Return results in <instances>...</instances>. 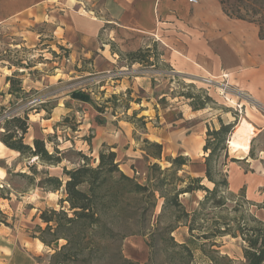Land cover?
I'll use <instances>...</instances> for the list:
<instances>
[{
	"label": "rangeland",
	"instance_id": "obj_1",
	"mask_svg": "<svg viewBox=\"0 0 264 264\" xmlns=\"http://www.w3.org/2000/svg\"><path fill=\"white\" fill-rule=\"evenodd\" d=\"M104 1L87 2V8L93 9L96 17L108 19L105 10H101ZM218 1L231 13L240 11L242 15L252 16L246 12L247 3ZM31 18L16 19L0 26V59L10 68L8 74L15 75L24 88L22 99L3 95L0 137L4 119L27 115L29 128L24 143L32 145L34 139L43 140L55 160L46 163L36 157L17 156L10 157L7 164L0 161L7 175L4 183H0V196L5 200L0 203L8 213L5 224L2 223L8 229L6 234L0 235V264H10L18 256L33 264L50 263L55 247H46L36 238L40 235L38 228L46 227L40 214L46 210H60L65 191L64 187L58 191L43 189L41 183L48 176L65 182L66 171L84 164L95 168L99 153L112 151L106 140L102 144L100 141L112 133L111 130L131 131L144 154L154 151L145 140L162 145L160 160L143 155L142 160L130 167L116 157L121 172L130 174L127 176L143 186H150L161 177L160 171L171 167L170 158L183 154L187 146L185 135L192 128L196 129L206 114L230 111L231 122L236 121L237 125L246 119L239 108L225 107L229 101L224 100V104L222 100L221 103L217 101L215 95L221 84L205 82L186 73H174L178 66L176 51L187 50L190 41V25L179 17L177 21L164 24L159 32L161 40L150 31L133 29L120 21L104 23L99 34L100 44L109 48L115 60L108 70H103L99 63L95 65L94 56L83 58L77 54L78 48H60L53 39V24L41 20L32 23ZM131 52H138L140 58L148 57V63L153 65L132 62L127 56ZM73 92L83 93L87 100L73 98ZM192 103L204 106V110L192 115ZM49 116L54 117V121L45 126L42 119ZM141 117L145 118L144 125L139 121ZM253 120L246 119L251 125ZM236 140L238 138L227 146V158L220 152L214 160L215 167L228 181V189L222 188L216 197L221 196L222 205L214 206L208 201L198 217L195 235L215 225L223 228L225 223L239 220L244 213L264 220V133L252 145L253 158L249 157V152L245 157ZM204 156L203 150L197 148L192 152L191 161L194 165L203 163ZM232 158L242 161L231 162ZM153 163L160 169L150 170ZM177 176L188 182L189 175L184 169ZM184 184L175 182L174 186L181 188ZM203 184L213 188L206 180ZM155 196L153 204L141 196L129 195L119 207L110 210L105 222L115 236L101 241L103 255L93 264H180L178 248L165 239V228L169 225L174 226L171 236L177 244L192 238L189 244L192 258L186 259L189 264H209L213 256L226 257L232 264L245 262L244 243L240 237L218 234L212 241L193 238L186 226L173 223L171 212H161L163 199L158 193ZM204 196L205 192L198 191L180 195L179 201L185 211L192 214L200 211L199 202ZM63 206L67 211L68 205L64 203ZM63 244L65 241L60 240L57 247ZM217 264H225V261Z\"/></svg>",
	"mask_w": 264,
	"mask_h": 264
},
{
	"label": "crops",
	"instance_id": "obj_2",
	"mask_svg": "<svg viewBox=\"0 0 264 264\" xmlns=\"http://www.w3.org/2000/svg\"><path fill=\"white\" fill-rule=\"evenodd\" d=\"M92 1L97 3L99 0H0V26L28 17H32V23L38 20L52 23L53 39L60 48H78L80 51L77 54L83 58L94 56V64L99 63L103 70H108L107 67H111L115 60L109 48L100 44L99 34L104 23L108 25L112 20L120 21L133 29L150 31L161 40L159 32L164 24L181 18L190 25V41L187 50L176 51L178 66L174 73H186L205 82L221 84L215 95L217 101L221 103L222 100L223 104L224 100L229 101L225 107L239 108L247 120L254 119L252 125L244 119L231 137L234 141L238 138V148L247 157L255 139L264 133V123L261 122L264 120V39L259 37L258 26L228 17L218 0H199L196 4H190L188 0H105L101 10H105L108 19L96 17L94 10L87 8V2ZM8 73H11L10 68L4 66V61L0 59V105L4 94L12 97L7 82L12 74ZM208 92L211 95V91ZM202 110L191 109V113L194 115ZM220 120L224 124L231 123L230 111L206 114L201 124L185 135L187 146L181 155L189 158V163L183 168L189 176L204 178V164L194 165L192 152L197 148L203 150L207 126L218 129ZM42 121L46 122L45 126H50L54 117L49 116ZM122 129L124 132L111 130L112 133L104 139L100 138V141L102 144L106 140L119 161L131 167L145 154L137 147L132 132ZM17 156L18 152L0 142V161L7 164L10 157ZM2 166L0 183L7 178L6 169ZM0 201L5 200L0 198ZM0 210L8 217L1 203ZM6 229L7 226L0 223V235L6 234ZM10 264L33 263L18 256Z\"/></svg>",
	"mask_w": 264,
	"mask_h": 264
},
{
	"label": "trees",
	"instance_id": "obj_3",
	"mask_svg": "<svg viewBox=\"0 0 264 264\" xmlns=\"http://www.w3.org/2000/svg\"><path fill=\"white\" fill-rule=\"evenodd\" d=\"M238 1L242 4L247 3L245 6L246 12L252 14V16L242 15L240 11L231 13L223 8V3L220 2L223 12L230 18L256 24L259 28V37L264 39V0ZM127 56L132 62H144L148 66L153 65L148 63V57H138V52H131ZM7 82L10 85L9 94L22 99L24 90L21 87V81L13 75L7 78ZM71 96L82 101L87 100V96L81 92H73ZM187 98L192 99V97ZM206 99L210 100V97L207 96ZM190 106L192 110L204 109V106H195L193 103ZM139 121L144 125L145 118L141 117ZM219 122L218 129L207 126L205 133L203 146V152L205 153L203 162L205 167L204 178L188 176V182H185L177 176V173L189 163L188 157L178 155L168 160L171 167L160 171L161 177L158 178L155 184L143 186L119 170L116 163V154L112 151L100 152L98 165L95 168L84 164L77 169L66 171L67 179L65 182L58 177L48 176L45 178L41 183V188L58 191L64 187L65 191V198L60 200V210L51 209L40 214V220L46 224V227L44 229L38 228L40 235L36 238L46 247H55L49 264H93V261L100 259L103 255L101 241L110 240L115 236L112 229L105 222V217L109 216L110 210L119 207L121 201L129 195L141 196L143 199L155 204V193H158L159 198L163 199L161 212H171L173 223L186 226L191 237L204 241H212L218 234L230 235L234 238L240 237L244 243L243 257L245 262L243 264H264V220L258 219L253 214L245 215L244 213L239 220L235 219L230 224L225 223L223 228L215 225L207 232L193 234L197 233L195 225L201 210L207 205L208 201H211L214 206H221V196L220 198L216 197L222 191V188L228 189L226 176L217 170L214 160L220 152L225 153V158L228 157L226 153L227 146L235 133L237 122L229 124H224L221 120ZM2 128L4 131L0 137V142L6 148L18 152L22 158L36 157L46 163L54 162L55 159L46 150L43 140L34 139L32 145L24 143V136L29 128L27 115L4 119ZM144 142L154 150L152 153L145 151V156L160 160L162 145L148 140ZM251 151L252 149L249 151V157L253 158ZM230 161L239 162L242 160L232 158ZM159 169L156 163L150 166L152 171ZM19 175L23 176L24 174L20 173ZM27 178L29 177L27 176ZM204 180L212 184L213 188H207L203 184ZM175 182L185 184L181 188H176L174 186ZM241 190L243 191L244 188ZM198 191L205 192L204 198L199 202L200 211L190 214L183 208L179 196ZM64 203L68 205L67 211L63 208ZM0 223L5 224V215L1 210ZM173 231V225L167 226L165 228V239L172 246L178 248L182 261L180 264H189L186 259L188 257L192 258V250L189 248V244L193 242L192 238H188L184 244H177L171 236ZM60 240L65 241V244L58 248L57 245ZM222 260L225 261V264H232L230 259L222 256L211 257L209 264H217ZM127 263L135 264L133 262Z\"/></svg>",
	"mask_w": 264,
	"mask_h": 264
},
{
	"label": "built area",
	"instance_id": "obj_4",
	"mask_svg": "<svg viewBox=\"0 0 264 264\" xmlns=\"http://www.w3.org/2000/svg\"><path fill=\"white\" fill-rule=\"evenodd\" d=\"M199 0H188L190 4H196Z\"/></svg>",
	"mask_w": 264,
	"mask_h": 264
},
{
	"label": "bare ground",
	"instance_id": "obj_5",
	"mask_svg": "<svg viewBox=\"0 0 264 264\" xmlns=\"http://www.w3.org/2000/svg\"><path fill=\"white\" fill-rule=\"evenodd\" d=\"M208 82V81H207ZM242 131V130H241Z\"/></svg>",
	"mask_w": 264,
	"mask_h": 264
}]
</instances>
